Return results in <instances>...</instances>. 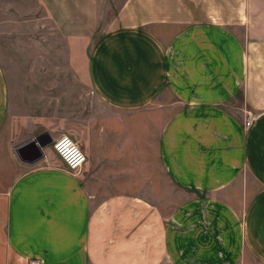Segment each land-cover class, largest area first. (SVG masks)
Segmentation results:
<instances>
[{"label": "crops", "instance_id": "crops-1", "mask_svg": "<svg viewBox=\"0 0 264 264\" xmlns=\"http://www.w3.org/2000/svg\"><path fill=\"white\" fill-rule=\"evenodd\" d=\"M37 1L92 43L73 69L97 106L68 118L60 99L15 132L0 65V264H264V0H124L97 36L99 0ZM72 120L86 155L74 172L52 147ZM43 133V156L21 160Z\"/></svg>", "mask_w": 264, "mask_h": 264}, {"label": "rangeland", "instance_id": "rangeland-1", "mask_svg": "<svg viewBox=\"0 0 264 264\" xmlns=\"http://www.w3.org/2000/svg\"><path fill=\"white\" fill-rule=\"evenodd\" d=\"M123 1L99 0L100 21L96 36L104 31L107 20ZM11 18L19 21H7ZM35 18L36 21H28ZM61 30L53 21L46 20L45 10L37 0H0V65L8 85L7 121L15 132H27V119L37 115L36 113L45 112L52 116L66 108L68 118H71L70 113H74L73 111L91 113L92 108H95L93 106H97L87 75L76 74L73 69L87 65L92 43L66 39ZM59 66H67L68 70L61 73L58 69H52ZM60 99L62 102L67 100L68 104L59 109ZM99 110L101 114L112 112L103 104H99ZM156 110L157 105L154 104L148 113L156 114ZM160 124L156 116L149 118V130L155 134L158 133ZM70 125L62 135H68L77 142L73 132L80 125L74 120ZM78 145L80 146L79 143ZM148 178L157 184L162 183L165 178L156 154L155 140L151 139ZM160 194L159 187L156 193H152L156 198ZM92 201L95 202L94 197Z\"/></svg>", "mask_w": 264, "mask_h": 264}, {"label": "built area", "instance_id": "built-area-1", "mask_svg": "<svg viewBox=\"0 0 264 264\" xmlns=\"http://www.w3.org/2000/svg\"><path fill=\"white\" fill-rule=\"evenodd\" d=\"M252 120V115L248 113L245 118L244 127L248 128ZM52 147L70 171L80 170L86 161V155L82 148L68 135H61L55 139L52 142ZM29 264H41V259H32Z\"/></svg>", "mask_w": 264, "mask_h": 264}, {"label": "water", "instance_id": "water-1", "mask_svg": "<svg viewBox=\"0 0 264 264\" xmlns=\"http://www.w3.org/2000/svg\"><path fill=\"white\" fill-rule=\"evenodd\" d=\"M47 133H43L33 137L32 139L20 144L16 148L18 157L23 161L32 162L43 156L42 147L50 142V138L45 139Z\"/></svg>", "mask_w": 264, "mask_h": 264}]
</instances>
